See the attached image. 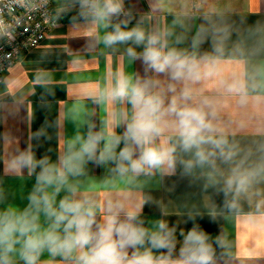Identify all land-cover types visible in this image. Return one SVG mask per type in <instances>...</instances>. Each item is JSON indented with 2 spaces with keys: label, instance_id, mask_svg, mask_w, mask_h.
Masks as SVG:
<instances>
[{
  "label": "clouds",
  "instance_id": "clouds-1",
  "mask_svg": "<svg viewBox=\"0 0 264 264\" xmlns=\"http://www.w3.org/2000/svg\"><path fill=\"white\" fill-rule=\"evenodd\" d=\"M74 5L85 22L103 30L98 42L110 49L127 45L129 61H141L144 75L116 74L94 97L116 106L109 120L68 140L56 161L38 159L31 145L9 158L7 174L26 170L35 182L23 208L8 203L0 187V264H41L45 253L59 264H216L217 248L226 246L221 238L214 246L207 232L193 226L178 239L176 227L164 220L145 227L141 217L150 197L138 199L136 192L178 168L185 176L200 169L231 212L264 183V140L251 149L236 144L220 127L218 101L201 88L214 79L241 104L250 93L264 91V62L230 81L220 67L226 55L264 53V24L251 26L229 48L231 31L207 20L180 47L188 40L185 33L146 30L140 22L129 27L124 0H74ZM204 44L210 51L201 52ZM89 164L123 178L122 194L101 199L85 179ZM262 209L264 201L256 204L257 222L264 220Z\"/></svg>",
  "mask_w": 264,
  "mask_h": 264
},
{
  "label": "crops",
  "instance_id": "crops-1",
  "mask_svg": "<svg viewBox=\"0 0 264 264\" xmlns=\"http://www.w3.org/2000/svg\"><path fill=\"white\" fill-rule=\"evenodd\" d=\"M124 7L131 13L129 27L140 22L146 30L185 33L188 40L180 47H187L207 20L231 31L229 48L238 38H246L251 26L264 24V0H124ZM54 8L58 25L41 45L25 51L0 82V187L5 189L7 202L20 208L27 204L35 180L26 170L19 176L7 174L9 158L31 145L38 159L47 156L56 161L68 140L86 133L91 125L99 130L109 120L116 106L96 103L94 97L113 83L116 74L144 75L141 61H129L127 45L110 49L98 42L103 30L79 16L74 0H54ZM205 50L210 51L209 44L201 47V52ZM258 62H264V53L226 55L221 75L229 81L243 79ZM201 88L204 95L218 101L220 127L236 144L251 149L264 140V91L250 93L248 102L241 104L238 95L218 88L214 79ZM200 173L197 169L196 174L185 176L178 168L175 175L154 177L137 191L138 199L150 197L141 217L145 227L151 229L156 221L164 220L176 227L180 239L182 232L197 226L208 233L214 246L217 238L224 241L226 246L217 248L216 264H264V220H256V204L264 201V183L230 212L223 206L225 197L218 186ZM85 179L101 199L122 194L127 187L123 178L94 164H89ZM41 264L59 261L45 253Z\"/></svg>",
  "mask_w": 264,
  "mask_h": 264
},
{
  "label": "built area",
  "instance_id": "built-area-1",
  "mask_svg": "<svg viewBox=\"0 0 264 264\" xmlns=\"http://www.w3.org/2000/svg\"><path fill=\"white\" fill-rule=\"evenodd\" d=\"M59 23L54 0H0V82L16 60Z\"/></svg>",
  "mask_w": 264,
  "mask_h": 264
},
{
  "label": "trees",
  "instance_id": "trees-1",
  "mask_svg": "<svg viewBox=\"0 0 264 264\" xmlns=\"http://www.w3.org/2000/svg\"><path fill=\"white\" fill-rule=\"evenodd\" d=\"M72 17H75V16H72Z\"/></svg>",
  "mask_w": 264,
  "mask_h": 264
}]
</instances>
